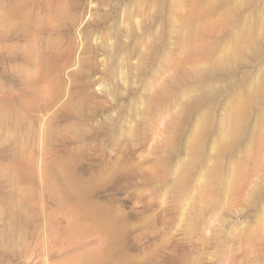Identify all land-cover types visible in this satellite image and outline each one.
Listing matches in <instances>:
<instances>
[{
  "label": "rangeland",
  "instance_id": "374dc122",
  "mask_svg": "<svg viewBox=\"0 0 264 264\" xmlns=\"http://www.w3.org/2000/svg\"><path fill=\"white\" fill-rule=\"evenodd\" d=\"M1 3L0 264H264V0H77L48 69Z\"/></svg>",
  "mask_w": 264,
  "mask_h": 264
},
{
  "label": "bare ground",
  "instance_id": "6f19581e",
  "mask_svg": "<svg viewBox=\"0 0 264 264\" xmlns=\"http://www.w3.org/2000/svg\"><path fill=\"white\" fill-rule=\"evenodd\" d=\"M67 1L69 4L65 6L63 0H2V22L4 26L8 23L11 24L9 29L12 30V32L10 31L11 35H3V42L12 41L18 43L24 41L26 43L24 45L28 46L29 49L32 48L27 54L30 57H34L35 63L33 65L48 69L52 63H55V55L61 52L62 44L59 42L61 40L59 35L63 36V39L64 36L68 38L84 12L82 6L77 4V0ZM57 17L64 19L61 18L60 22L57 23ZM37 43H41V46H36ZM31 44L34 46H31ZM22 45L21 47H23ZM35 46L38 50H36ZM49 46H51V49ZM71 47L69 46V48ZM17 51H19V48H17ZM19 54L21 55V53ZM35 54L38 56L35 57ZM22 56L15 57L18 60L22 59Z\"/></svg>",
  "mask_w": 264,
  "mask_h": 264
}]
</instances>
